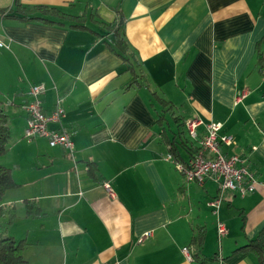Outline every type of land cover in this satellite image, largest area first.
<instances>
[{
	"label": "crops",
	"instance_id": "crops-1",
	"mask_svg": "<svg viewBox=\"0 0 264 264\" xmlns=\"http://www.w3.org/2000/svg\"><path fill=\"white\" fill-rule=\"evenodd\" d=\"M19 5L86 15L88 29L40 13L30 17L58 24L25 22L13 18L22 17L15 0H0V10H6L0 13L5 44L0 101L11 129L0 165L18 185L6 194L0 221L7 223L8 236L26 241L28 263L260 264L253 253L235 251L264 230V73L257 64L264 0H19ZM121 18L149 88L128 89L132 75L106 47V26ZM33 85L45 87L46 113L61 101L74 157L45 138L25 139L24 106ZM171 118V128L180 126L178 139L186 141L188 120L222 124V133L235 143L227 151L249 159L256 191L245 197L226 193L216 216L209 204L218 186L188 183L169 152L166 141L176 134L169 137L163 124ZM198 130L202 134L204 128ZM181 154L186 163L191 159ZM90 163L96 164L98 180L88 172ZM26 201L38 207L39 217L27 215ZM219 223L225 226L222 235ZM201 232L204 246L194 259L192 242Z\"/></svg>",
	"mask_w": 264,
	"mask_h": 264
},
{
	"label": "built area",
	"instance_id": "built-area-1",
	"mask_svg": "<svg viewBox=\"0 0 264 264\" xmlns=\"http://www.w3.org/2000/svg\"><path fill=\"white\" fill-rule=\"evenodd\" d=\"M3 46L5 44L0 41V47ZM44 92L43 85H33L30 88L28 94L30 100L24 106L27 114L25 139L32 142L39 137L45 138L50 147H61L74 157L75 144L72 134L62 124L65 109L61 106V101H58L55 109L51 113H46L42 101ZM52 124L58 125L59 128L52 129ZM201 127L204 128L202 134L198 130ZM185 129L189 137V146L195 151L187 164L178 163V169L188 183L204 185L212 181L218 186L219 195L209 204L216 216L219 214L226 193L245 197L256 191L258 181L251 169L249 159L236 151L232 153L227 151L235 143L232 136L222 133V124L205 123L202 119L196 118L188 120ZM218 228L220 235L226 232L222 223H219ZM184 252L189 260L193 261L188 255V250L184 249Z\"/></svg>",
	"mask_w": 264,
	"mask_h": 264
},
{
	"label": "trees",
	"instance_id": "trees-1",
	"mask_svg": "<svg viewBox=\"0 0 264 264\" xmlns=\"http://www.w3.org/2000/svg\"><path fill=\"white\" fill-rule=\"evenodd\" d=\"M18 8V13L22 15L13 16V18H17L22 21H43L46 24H58L54 21L30 17L31 15H35L37 13L42 14L43 16H52L62 20H67L71 22H75L76 25L72 26L75 29L88 30L83 26L84 21L86 20V15L81 17L68 16L57 9H50L44 6L33 7L32 9H24L19 5V0H15ZM6 10H0L1 14H4ZM108 31L109 40L106 42V47L116 56L122 59L126 72H129L132 75V80L127 85L128 89L137 87V88H149L148 80L143 72V66L140 63L138 57L134 52L131 51L128 42L126 41L125 34V21L124 19H120L116 23L110 26H106ZM99 38H104L101 35L95 33ZM264 43V39L258 43L257 45V53L258 59L257 64L259 66L260 72L264 73V54L261 52V46ZM155 99L159 100L156 94L152 95ZM164 103V101L161 100ZM170 104V103H166ZM164 116H160L157 123H163ZM177 121V119H175ZM11 140V129L9 127V116L3 106V103L0 101V158L7 154L9 150ZM166 144L168 145L169 152L171 156L174 158L175 162L187 164L182 157L181 150L186 151L187 154L192 157L195 149L189 146V142L186 140L178 139L175 135L171 139H167ZM89 174L94 180H98L97 178V167L95 163H90L89 165ZM18 187L15 183L14 178L12 176V172L10 169L3 167L0 165V218L3 215V203L6 194L14 190ZM27 215L39 217L40 210L38 207L26 201ZM243 223L245 224V218H243ZM11 224V221H10ZM205 242V233L201 232L198 237L194 238L192 244L194 246L193 257L194 259H199L201 256V250L204 246ZM26 248V241L21 240L17 241L13 237L4 235L2 231H0V264H29L28 261L24 258V250ZM253 253L258 262L260 264H264V230L260 232V234L250 241L246 246L238 249L235 253ZM213 260V259H211Z\"/></svg>",
	"mask_w": 264,
	"mask_h": 264
},
{
	"label": "rangeland",
	"instance_id": "rangeland-1",
	"mask_svg": "<svg viewBox=\"0 0 264 264\" xmlns=\"http://www.w3.org/2000/svg\"><path fill=\"white\" fill-rule=\"evenodd\" d=\"M1 49V47H0ZM166 124L164 123L163 125L165 126V129H166V132H167V135L169 137H172L173 134H176V136H178L179 138H181V131H180V126L179 127H174V128H171V125H169L171 122L173 123V119L171 118L170 121L169 120H166ZM2 220V219H1ZM6 228H7V223L5 222V220L3 221H0V231L3 232L4 235H8L6 233Z\"/></svg>",
	"mask_w": 264,
	"mask_h": 264
}]
</instances>
